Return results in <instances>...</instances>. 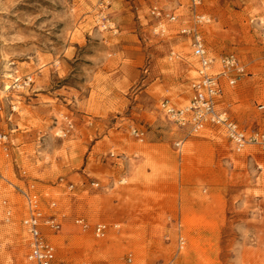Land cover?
I'll return each mask as SVG.
<instances>
[{"label":"rangeland","instance_id":"rangeland-1","mask_svg":"<svg viewBox=\"0 0 264 264\" xmlns=\"http://www.w3.org/2000/svg\"><path fill=\"white\" fill-rule=\"evenodd\" d=\"M198 13L209 52L245 67L218 109L264 129V0ZM194 25L191 0H0V264H29L21 190L58 216L53 264H264V150L162 108L190 102L198 62L181 29Z\"/></svg>","mask_w":264,"mask_h":264},{"label":"built area","instance_id":"built-area-1","mask_svg":"<svg viewBox=\"0 0 264 264\" xmlns=\"http://www.w3.org/2000/svg\"><path fill=\"white\" fill-rule=\"evenodd\" d=\"M202 2L203 0H191L195 25L193 27L185 26L181 29L183 34L190 37L193 55L198 60L197 76L190 84L192 92L190 102L183 108H177L166 100L162 103V108L169 120L180 126H189L192 132H200L215 125L223 127L231 145L238 152L245 150L248 146H256L264 150V129L249 132L230 118L227 111L218 109L225 85L234 86L237 80L245 74V67L235 54H224L216 58L205 46L204 35L199 25L209 23L210 18L198 13V7L202 5ZM152 13L160 19L167 17L171 21L179 20L178 15L175 13L165 14L159 6H155ZM260 25L264 38V19L260 20ZM217 63L220 64L219 71H216ZM2 107L0 102V112ZM13 109L15 110L16 107ZM260 109H264V103L260 104ZM135 134L142 137L144 133L135 130ZM8 142V133L0 127V145H6ZM93 185L99 186V183L96 182ZM73 187V184L69 185V189ZM21 191L27 203L26 215L22 223L29 237V253L27 255L29 264H53L56 259V249L55 245L47 240L45 228L49 227L53 231H59L61 223L58 216L54 212L52 214L46 212L39 193ZM54 206H56V202H52L51 208L53 209ZM77 223L84 228L89 226L83 219H78ZM114 228L120 229L117 224L114 225ZM110 229L111 225L101 222L93 227V233L97 238H104ZM184 242V239L181 238L180 243L184 244Z\"/></svg>","mask_w":264,"mask_h":264},{"label":"bare ground","instance_id":"bare-ground-1","mask_svg":"<svg viewBox=\"0 0 264 264\" xmlns=\"http://www.w3.org/2000/svg\"><path fill=\"white\" fill-rule=\"evenodd\" d=\"M197 59V58H196ZM197 62H198V60H197ZM7 88H9V86H7Z\"/></svg>","mask_w":264,"mask_h":264},{"label":"crops","instance_id":"crops-1","mask_svg":"<svg viewBox=\"0 0 264 264\" xmlns=\"http://www.w3.org/2000/svg\"><path fill=\"white\" fill-rule=\"evenodd\" d=\"M136 231H138V230H136Z\"/></svg>","mask_w":264,"mask_h":264}]
</instances>
